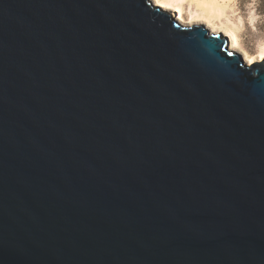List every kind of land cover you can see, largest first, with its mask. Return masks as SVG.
I'll return each instance as SVG.
<instances>
[{
  "label": "water",
  "instance_id": "95a60500",
  "mask_svg": "<svg viewBox=\"0 0 264 264\" xmlns=\"http://www.w3.org/2000/svg\"><path fill=\"white\" fill-rule=\"evenodd\" d=\"M154 0H0V264H264V62Z\"/></svg>",
  "mask_w": 264,
  "mask_h": 264
},
{
  "label": "bare ground",
  "instance_id": "6f19581e",
  "mask_svg": "<svg viewBox=\"0 0 264 264\" xmlns=\"http://www.w3.org/2000/svg\"><path fill=\"white\" fill-rule=\"evenodd\" d=\"M232 0H154V3L163 9L173 10L176 13L174 19H178L183 25L200 26L207 22L212 28V32L218 33L219 30L228 32L230 19L228 9ZM166 11V10H165ZM178 15V16H177ZM232 23V22H231ZM234 28L237 26L234 24ZM222 33V32H220ZM225 36V35H224ZM230 49L239 52L237 41L231 39ZM244 57L248 63L254 61L264 62V48L257 54Z\"/></svg>",
  "mask_w": 264,
  "mask_h": 264
},
{
  "label": "rangeland",
  "instance_id": "374dc122",
  "mask_svg": "<svg viewBox=\"0 0 264 264\" xmlns=\"http://www.w3.org/2000/svg\"><path fill=\"white\" fill-rule=\"evenodd\" d=\"M168 11L173 17L177 13L173 10ZM228 14L231 30L219 31L228 37L229 42L231 39L237 41L239 51L244 57L247 56L246 54H257L260 49L264 48V0H232ZM234 24L236 28L233 27ZM200 26L213 30L207 22H202Z\"/></svg>",
  "mask_w": 264,
  "mask_h": 264
}]
</instances>
